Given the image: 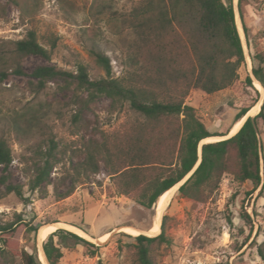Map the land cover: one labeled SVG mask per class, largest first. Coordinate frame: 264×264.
I'll use <instances>...</instances> for the list:
<instances>
[{
  "label": "rangeland",
  "instance_id": "1",
  "mask_svg": "<svg viewBox=\"0 0 264 264\" xmlns=\"http://www.w3.org/2000/svg\"><path fill=\"white\" fill-rule=\"evenodd\" d=\"M17 1L19 4L0 0V137L7 139L12 147L11 170L14 179L24 184L26 198L15 193L0 195V225L19 221L13 231L0 233V249L11 255L8 258L0 251V264H23L24 249L37 252L43 261L38 244L40 230L57 224L81 229L94 240L88 239L82 231L78 235L99 246L96 254L91 255L84 243L55 236V243L63 251L59 264H136L135 235L121 231L120 227L151 231L155 223L159 224V230L149 236L164 233L166 239L153 244L156 264H264L259 252L260 247L264 251L262 118L258 119L257 127L262 145L263 181L257 189L252 181L241 182L234 173L227 172L206 201L184 197L177 189L159 211L158 202L146 208L133 197L120 194L104 165L100 173L78 184L74 193L65 199L56 198L52 185L45 197L29 189V177L25 173L32 163L33 148L44 138L53 136L59 148L65 151L63 159L68 160L81 151L83 140L90 136L120 135L137 119L142 120L129 106L114 110L110 99L101 96L91 110L83 113V120L76 123L73 115L78 106L73 90L62 88L65 83L61 80H49L40 88L38 80L32 76V71L40 64L75 71L78 61L89 66L93 77L105 75L89 52L91 46L105 52L112 61L114 74L121 76L126 69V49L134 37L132 30L123 26L122 14L141 0ZM233 6L246 57L238 69V81L214 93L193 89L187 97V103L196 109L212 132H222L231 126L233 129L238 110L232 103L240 101V85L248 75H254L253 68L258 66L256 54L264 53V0H233ZM31 29L40 35L56 34L58 45L50 60L35 54L20 58L25 73L16 74L14 43ZM3 72L7 76L1 79ZM255 83L254 80L256 86ZM261 97L264 98V93ZM261 107L257 103L248 113L256 108L253 114L256 116ZM34 116L36 119L31 120ZM231 157L235 164L234 149ZM63 167L54 168V178L62 175ZM30 225L36 227V232L28 234ZM106 231L110 232L109 241L98 243V236Z\"/></svg>",
  "mask_w": 264,
  "mask_h": 264
},
{
  "label": "trees",
  "instance_id": "2",
  "mask_svg": "<svg viewBox=\"0 0 264 264\" xmlns=\"http://www.w3.org/2000/svg\"><path fill=\"white\" fill-rule=\"evenodd\" d=\"M12 1L19 4L17 0ZM122 24L132 30L134 37L128 43L126 69L121 76L114 74L110 57L95 46L89 52L105 71L103 76L93 77L89 66L82 61L77 62L75 71L40 64L32 76L40 88L49 80H61L65 83L62 88L73 90L78 106L73 115L76 123L83 120V113L91 110L101 96L110 99L114 110L127 105L142 120L137 119L120 135L84 138L81 151L68 160L63 159L65 151L53 136L44 138L33 148L32 163L25 173L29 177V189L45 197L52 185L56 198L65 199L74 193L78 184L100 173L104 165L120 194L152 208L200 158L192 177L178 190L184 197L206 201L227 172L234 173L241 182L252 181L257 189L263 181L262 145L252 118H247L229 139L204 144L200 153V142L228 134L232 126L222 132L210 131L196 109L187 103L193 89L214 93L235 85L239 79L238 69L246 57L233 0L228 3L224 0H141L122 14ZM58 40L54 33L40 35L35 29L29 30L14 43V72L25 73L19 62L24 56L35 54L50 60ZM255 59L258 66L253 68V73L264 87V53H257ZM6 76L3 72L1 79ZM238 94L240 101L232 103L238 110L234 124L261 100V91L251 75L240 85ZM259 118L264 121V100L254 118L256 124ZM232 149L236 151L235 164ZM12 162V147L7 139L0 137V195L15 193L26 198L24 184L14 179ZM58 165L64 166L63 173L54 178L52 172ZM18 222L0 225V233L13 231ZM162 227L165 230V224ZM36 230L30 225L28 234ZM55 236L84 243L91 255L99 249L77 233L57 229L44 242L51 264H59L63 257ZM134 240L136 264H156L153 244L165 241L164 233L138 234ZM0 251L10 258L9 251L2 248ZM259 252L264 257L261 247ZM21 254L23 264H43L37 252L24 249Z\"/></svg>",
  "mask_w": 264,
  "mask_h": 264
},
{
  "label": "water",
  "instance_id": "3",
  "mask_svg": "<svg viewBox=\"0 0 264 264\" xmlns=\"http://www.w3.org/2000/svg\"><path fill=\"white\" fill-rule=\"evenodd\" d=\"M235 9V8H234ZM235 13H236V11H235ZM240 32V31H239ZM241 36V35H240ZM242 39V38H241ZM243 43V42H242ZM244 46V45H243ZM252 78H253V80H255L257 83H259L260 85H261V88L262 89H259L260 91H261V94H263L264 93V87L262 86V84L259 82V80L256 78V76L255 75H252L251 76ZM263 97V96H262ZM262 97H261V102H259V104H263V100H264V98L262 99ZM255 111H256V108H254L252 111H251V113H248V115H246V116H244L242 119H241V125H240V127L242 126V124L247 120V118H249V117H251L252 118V120H253V123H254V126H255V129H256V131H257V133H258V136H259V131H258V127H257V124H256V122H255V120H254V118H255V116L253 115L254 113H255ZM240 127H238L235 131H231V132H229L228 134H225V135H217V136H212V137H215V138H220V140H226V139H229L230 137H232L239 129H240ZM259 139H260V137H259ZM207 142H200V145H199V149H200V153H201V150H202V147H203V145L204 144H206ZM200 162H201V158L198 160V162L196 163V165L194 166V168L188 173V174H186L177 184H175L172 188H170L169 189V194H168V196H167V200H166V202L172 197V195H173V193L177 190V189H179L182 185H184L191 177H192V175L194 174V172L196 171V169L198 168V166H199V164H200ZM57 226V229H63V228H65V229H68L69 231H71V232H74V233H81V229H79V228H72V227H70V226H66V225H63V224H57L56 225ZM44 228V227H43ZM43 228H41V230H40V234H39V236H40V238L38 239V244H39V248H40V251H41V253H42V257H44V260L46 261V264H51L50 262H49V260H48V258H47V256H46V253H45V250H44V244L42 243L45 239H42V233H41V231H42V229ZM137 229V228H136ZM138 231L140 232L139 234H145V235H148L149 236V234H151L152 232L151 231H148V230H144V229H138ZM82 233H84L85 235H86V237L88 238V239H91V240H94V238L93 237H91L90 235H88L86 232H83L82 231ZM43 264H45L44 263V261H43Z\"/></svg>",
  "mask_w": 264,
  "mask_h": 264
},
{
  "label": "bare ground",
  "instance_id": "4",
  "mask_svg": "<svg viewBox=\"0 0 264 264\" xmlns=\"http://www.w3.org/2000/svg\"><path fill=\"white\" fill-rule=\"evenodd\" d=\"M257 88L258 89H262L261 88V85L259 83H255ZM241 125V120L236 122L234 124V127L233 129L231 130L232 132L235 131L238 127H240ZM220 140V138H215V137H209L206 139L207 142H214V141H218ZM169 190L164 192V194L159 198L158 200V208H159V211L161 209L164 208L165 204H166V200H167V196L169 194ZM172 198V197H171ZM170 198V199H171ZM57 229V226L56 225H48V226H45L41 233H42V239H45L48 237L49 234L53 233L54 231H56ZM120 230L125 232V233H128V234H132V235H138L140 232L138 231V229L136 228H132V227H128V226H121L120 227ZM159 230V224L158 223H155L154 226L151 228V232H157ZM110 237V232L109 231H106V232H103L102 234H100L97 238V241L98 243H103V242H106ZM109 241V240H108ZM41 259L44 261V263L46 264V261L44 260V257L41 256ZM42 261V262H43Z\"/></svg>",
  "mask_w": 264,
  "mask_h": 264
}]
</instances>
